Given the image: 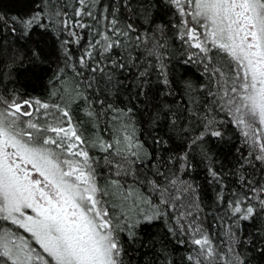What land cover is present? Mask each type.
<instances>
[{
  "label": "snow or ice",
  "instance_id": "obj_1",
  "mask_svg": "<svg viewBox=\"0 0 264 264\" xmlns=\"http://www.w3.org/2000/svg\"><path fill=\"white\" fill-rule=\"evenodd\" d=\"M161 8L169 19L158 22ZM10 22L21 39L54 37L59 62L38 97L11 87L13 69L0 70V264H130L141 252L144 264H175L170 241L185 248L183 264H245L232 225L264 220V0H33ZM46 58L34 41L12 63ZM174 62L199 77L183 82V111L149 96L153 81L157 98L175 92ZM132 68L150 119L187 136L182 154L160 156L167 141L155 136L149 152L135 105L115 106L117 73ZM229 132L238 139L229 167L208 168L217 211L231 219L213 217L224 229L216 241L199 186L184 177L188 150L230 143ZM154 223L159 239L145 241L142 226Z\"/></svg>",
  "mask_w": 264,
  "mask_h": 264
},
{
  "label": "trees",
  "instance_id": "obj_2",
  "mask_svg": "<svg viewBox=\"0 0 264 264\" xmlns=\"http://www.w3.org/2000/svg\"><path fill=\"white\" fill-rule=\"evenodd\" d=\"M33 7V0H0V15L9 19L7 25L0 24V70L7 71L13 69L12 78L13 84L11 87L18 91L31 96H41L45 91V83L47 79L52 75V72L56 69L58 61V53L56 51L55 39L52 36L42 38L39 31L36 30L31 34L28 40L21 39L20 33L11 32L10 18L13 16H25L29 14ZM155 19L159 21H166L169 17L166 16L164 10L153 9ZM135 19V18H134ZM143 22V16L137 19V23ZM151 26V25H146ZM34 41H39L40 46L44 49V54L47 57L43 64L34 65L31 62L24 66L19 64H13L12 60L16 52L22 55L26 54L28 48L33 46ZM83 43V41L81 42ZM75 50V49H74ZM179 58V54H177ZM174 73L170 72V78L174 75L175 80L178 83L173 85L175 92L166 95L165 92L159 91L158 98L156 93L158 91L157 83L153 81L151 87L153 89L149 96L155 100L156 104H168L172 108H180L183 111V100H179L178 97L181 94L183 82L191 80L193 84L198 82V74L194 67H186L182 63L174 62ZM136 69L132 68L125 71L123 74L117 73V78L122 81V86L115 94V106L120 108L133 107L135 113L134 126L136 128V135L144 143L145 148L149 152H153L157 145L153 143V137H161L167 141V151L161 148L159 155L167 158V156H178L185 151L184 144L187 142V136H182L179 128H173L168 124L163 116L158 121L153 122L150 116L154 113L153 104L150 102L141 103L144 97L139 99L136 96L138 91L136 85L139 83L134 79V73ZM7 82V81H6ZM187 99V97H185ZM183 122V117L177 121V124ZM231 137L230 143H224L209 140L207 144L201 147L192 146L188 150L189 160L192 168L190 174L184 178L188 181L199 186L202 206L206 213H208V219L205 221L206 226L212 224L209 229L216 241H220L224 237V229L219 223L213 221L214 216H221L224 218L225 223L231 224V219L224 216L223 211H217V204L215 203L217 186L208 173L209 167L216 169H227L229 162L233 159L234 153L232 149L238 145L237 136L229 132ZM169 137H172L171 139ZM201 151L207 152L209 159H204L201 155ZM258 178V177H257ZM236 177L230 174L224 179L225 185L224 194L229 195L227 189L234 188ZM233 231L236 232L237 239L239 240V251L245 264H264V243L256 246L251 243L257 237H264V220H251V221H236L235 225H232ZM162 225L160 223H154L152 225H144L141 229V234L145 241H151L153 237L157 240L159 236L157 233L161 232ZM169 248L172 250L171 259L175 264H183L182 258L187 254L184 247L176 245L174 242H169ZM145 257L143 253L135 254V259L130 260V264H144Z\"/></svg>",
  "mask_w": 264,
  "mask_h": 264
}]
</instances>
